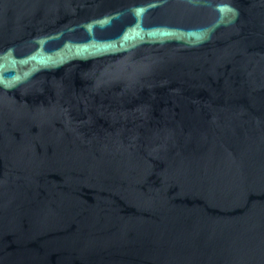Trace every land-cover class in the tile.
<instances>
[{
	"label": "water",
	"instance_id": "water-1",
	"mask_svg": "<svg viewBox=\"0 0 264 264\" xmlns=\"http://www.w3.org/2000/svg\"><path fill=\"white\" fill-rule=\"evenodd\" d=\"M0 264H264V0H0Z\"/></svg>",
	"mask_w": 264,
	"mask_h": 264
}]
</instances>
